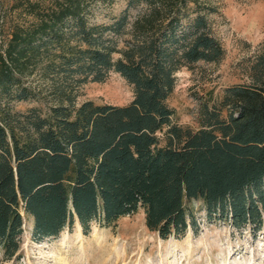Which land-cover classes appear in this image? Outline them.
Listing matches in <instances>:
<instances>
[{"label":"trees","instance_id":"trees-1","mask_svg":"<svg viewBox=\"0 0 264 264\" xmlns=\"http://www.w3.org/2000/svg\"><path fill=\"white\" fill-rule=\"evenodd\" d=\"M95 0H12L31 16L0 42V247L21 246L24 214L35 237L79 220L110 225L145 211L164 238L196 223L189 203L236 227L264 228V40L249 81L227 86L203 108L201 125L178 123L168 98L176 72L217 61L209 0H128L110 22H93ZM145 9L132 20L130 8ZM131 26V27H129ZM127 32L132 42L119 46ZM118 53V55H116ZM120 72L134 87L127 103L85 98L79 87ZM38 73L53 95L48 109L17 110L14 99L40 98L25 82ZM224 107H229L226 115Z\"/></svg>","mask_w":264,"mask_h":264},{"label":"rangeland","instance_id":"rangeland-1","mask_svg":"<svg viewBox=\"0 0 264 264\" xmlns=\"http://www.w3.org/2000/svg\"><path fill=\"white\" fill-rule=\"evenodd\" d=\"M208 12L214 33L225 53L217 61L199 60L177 72L176 86L168 98L175 109L174 120L198 127L205 105L219 104L227 86L249 81V67L264 40V0H209ZM128 4V0H95L89 19L110 22ZM140 4L130 8L132 20L145 9ZM31 19L12 6V0H0V42L11 25ZM131 27V26H129ZM127 32L117 36L118 45L132 42ZM118 55V53H116ZM25 82L40 92V98L14 99L17 110L38 105L48 109L54 102L50 82L38 73L25 76ZM78 101L127 103L134 87L120 72L112 70L104 80H89L78 90ZM229 107H224L226 115ZM196 218L185 233L164 238L151 230L145 211L119 217L113 224L93 222L85 233L78 219L57 235L35 237L33 217L24 214L21 246L12 257L0 247V264H264V228L236 227L230 220L209 217L202 200L189 203Z\"/></svg>","mask_w":264,"mask_h":264}]
</instances>
